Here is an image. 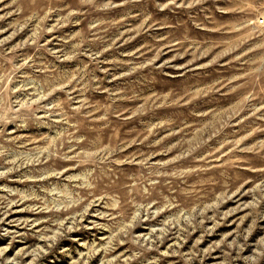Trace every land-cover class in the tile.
Listing matches in <instances>:
<instances>
[{"label":"rangeland","instance_id":"374dc122","mask_svg":"<svg viewBox=\"0 0 264 264\" xmlns=\"http://www.w3.org/2000/svg\"><path fill=\"white\" fill-rule=\"evenodd\" d=\"M264 0H0V264H264Z\"/></svg>","mask_w":264,"mask_h":264},{"label":"built area","instance_id":"2783aa9c","mask_svg":"<svg viewBox=\"0 0 264 264\" xmlns=\"http://www.w3.org/2000/svg\"><path fill=\"white\" fill-rule=\"evenodd\" d=\"M264 20H261V22H263Z\"/></svg>","mask_w":264,"mask_h":264}]
</instances>
